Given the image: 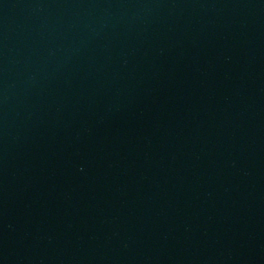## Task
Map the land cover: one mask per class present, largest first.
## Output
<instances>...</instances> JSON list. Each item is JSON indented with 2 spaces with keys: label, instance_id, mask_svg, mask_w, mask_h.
I'll return each mask as SVG.
<instances>
[{
  "label": "water",
  "instance_id": "1",
  "mask_svg": "<svg viewBox=\"0 0 264 264\" xmlns=\"http://www.w3.org/2000/svg\"><path fill=\"white\" fill-rule=\"evenodd\" d=\"M0 264H264V0H0Z\"/></svg>",
  "mask_w": 264,
  "mask_h": 264
}]
</instances>
